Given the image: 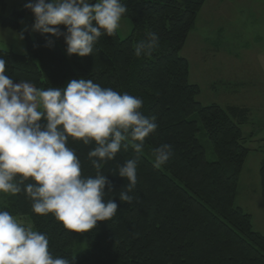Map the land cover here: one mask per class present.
I'll use <instances>...</instances> for the list:
<instances>
[{
  "label": "trees",
  "instance_id": "1",
  "mask_svg": "<svg viewBox=\"0 0 264 264\" xmlns=\"http://www.w3.org/2000/svg\"><path fill=\"white\" fill-rule=\"evenodd\" d=\"M206 1L122 0L127 7L122 18L132 22V34L127 39L117 31L111 37L102 35L93 54L86 57L68 56L63 37L39 31L28 38L26 54L0 49L6 74L14 82L27 80L46 89L88 78L142 98L141 112L155 116L159 125L145 139V150L164 143L173 147L172 157L159 169L147 155L140 156L138 183L130 193L136 199L131 205L119 200L127 181L116 167L135 156L133 149H122L101 170L113 186L111 192L106 186V199H114L118 210L112 219L98 221L87 232L81 252L73 248L78 233L66 229L52 214L34 213L23 191L10 208L0 207L29 219L35 230L46 234L54 257L68 258L72 264H264V235L255 230L252 215L235 203L251 152L242 130L249 122V110L199 103L200 88L190 84V65L181 55ZM23 13L1 17L3 28L19 30ZM149 32L158 34L159 47L151 56L137 58L134 46ZM49 39L54 41L50 47L46 46ZM202 130L215 160L207 158L198 137ZM67 146L81 160L83 175L94 176L95 169L86 159L94 145L69 140ZM260 176L264 201V161Z\"/></svg>",
  "mask_w": 264,
  "mask_h": 264
},
{
  "label": "clouds",
  "instance_id": "2",
  "mask_svg": "<svg viewBox=\"0 0 264 264\" xmlns=\"http://www.w3.org/2000/svg\"><path fill=\"white\" fill-rule=\"evenodd\" d=\"M24 6L34 14L33 31L63 37L66 54L79 57L92 55L102 35L116 34L127 11L122 0H29ZM53 43L49 39L46 46ZM158 47V34L149 32L135 44L134 55L151 56ZM142 106V98L88 78L46 89L27 80L14 82L6 74V60L0 57V193L14 196L23 191L34 213L52 214L71 232H88L98 221L112 219L118 204L106 199V186L108 192L113 186L101 170L122 149H133L135 156L116 167L127 181L119 200L131 205L145 139L159 127L155 116L141 112ZM69 140L94 145L86 157L94 176L83 175L81 160L67 146ZM152 155L153 166L159 169L172 157L173 147L164 143ZM0 264L72 261L54 257L46 234L0 210Z\"/></svg>",
  "mask_w": 264,
  "mask_h": 264
},
{
  "label": "rangeland",
  "instance_id": "3",
  "mask_svg": "<svg viewBox=\"0 0 264 264\" xmlns=\"http://www.w3.org/2000/svg\"><path fill=\"white\" fill-rule=\"evenodd\" d=\"M28 2H0V16L11 17L16 11L26 12L19 19V30L3 28L0 20V49L26 54L28 38H33L35 32L32 30L34 14L24 6ZM206 2L181 55L190 65V84L200 88L199 103L249 110V122L242 126V130L244 137L248 138L247 146L251 152L240 177L235 203L252 215L255 230L264 235L260 176L264 161V0ZM117 32L121 39H127L133 32L132 22L122 18ZM198 137L206 149L208 160H215L203 130ZM143 154L153 161L150 149L144 150ZM15 196L0 193V207L10 208ZM17 218L33 226L29 219ZM86 235L87 232L78 233L74 252L86 248Z\"/></svg>",
  "mask_w": 264,
  "mask_h": 264
},
{
  "label": "crops",
  "instance_id": "4",
  "mask_svg": "<svg viewBox=\"0 0 264 264\" xmlns=\"http://www.w3.org/2000/svg\"><path fill=\"white\" fill-rule=\"evenodd\" d=\"M1 1H4V0H0V2H1ZM206 3H207V2H206ZM205 5H206V4H205ZM205 5H204V6H205ZM203 8H204V7H203ZM203 8H202V10L200 11V13L203 11ZM1 17H4V18H10V17H6L5 14H3V15L0 16V20H1ZM1 50H2V49H1ZM4 51H7V50H4ZM10 51H11V52H14V51H12V50H9V52H10ZM14 53H15V52H14Z\"/></svg>",
  "mask_w": 264,
  "mask_h": 264
}]
</instances>
